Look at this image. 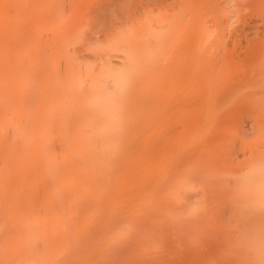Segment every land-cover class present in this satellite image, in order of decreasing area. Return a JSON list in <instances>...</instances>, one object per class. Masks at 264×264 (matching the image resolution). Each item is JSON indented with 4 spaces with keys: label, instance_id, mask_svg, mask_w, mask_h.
<instances>
[{
    "label": "bare ground",
    "instance_id": "obj_1",
    "mask_svg": "<svg viewBox=\"0 0 264 264\" xmlns=\"http://www.w3.org/2000/svg\"><path fill=\"white\" fill-rule=\"evenodd\" d=\"M0 264H264V0H0Z\"/></svg>",
    "mask_w": 264,
    "mask_h": 264
}]
</instances>
